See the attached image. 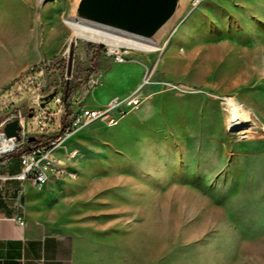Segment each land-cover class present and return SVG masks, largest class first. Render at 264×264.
I'll use <instances>...</instances> for the list:
<instances>
[{
	"label": "rangeland",
	"instance_id": "rangeland-1",
	"mask_svg": "<svg viewBox=\"0 0 264 264\" xmlns=\"http://www.w3.org/2000/svg\"><path fill=\"white\" fill-rule=\"evenodd\" d=\"M77 1L0 0V99L12 93L0 119L26 113L39 134L32 100L65 81L83 95L96 87L82 79L96 44L115 97L148 79L140 104L99 123L74 157L77 264H264V0H178L150 52L74 37L64 20ZM115 43L128 48L123 64L106 54Z\"/></svg>",
	"mask_w": 264,
	"mask_h": 264
},
{
	"label": "crops",
	"instance_id": "crops-1",
	"mask_svg": "<svg viewBox=\"0 0 264 264\" xmlns=\"http://www.w3.org/2000/svg\"><path fill=\"white\" fill-rule=\"evenodd\" d=\"M9 64L12 63L8 60L6 67ZM99 71L100 75L91 79L97 86L84 95L79 87L71 85L74 89L69 101L72 113L82 107L102 108L117 96L118 90L109 88V74L103 68ZM127 86L131 87L124 84L122 88ZM58 121H52V130ZM99 123L95 121L77 129L58 147L57 154L65 159L69 170L78 173L80 166L74 164V156H68V152L76 149L79 154L78 147L83 148L85 136ZM19 169L16 155L0 159V264H77L85 239L74 232V178L37 188L10 178Z\"/></svg>",
	"mask_w": 264,
	"mask_h": 264
},
{
	"label": "built area",
	"instance_id": "built-area-1",
	"mask_svg": "<svg viewBox=\"0 0 264 264\" xmlns=\"http://www.w3.org/2000/svg\"><path fill=\"white\" fill-rule=\"evenodd\" d=\"M119 43L122 42L119 40ZM137 50L143 51L140 45L137 46ZM128 48L115 43L113 46L107 48V56H111L116 63L123 64L126 62V54ZM63 56H68L67 51ZM32 74L29 73L27 80H32ZM148 81L147 78H143ZM145 84V83H144ZM27 86L24 89H20L19 92H25ZM141 86L132 89L126 96L122 98H112L102 108H86L82 107L76 112H71L67 120L61 123L60 119L65 113V107L62 100V93L53 92L51 100L57 104L54 111H46L44 105L41 106L44 94L37 93L32 100L33 104L38 107V113L33 116L32 122L40 132L39 134H29L26 131V113L16 112L10 113V109H6L9 114L6 118L0 119V159H3L10 155H16L20 169L12 175L10 178L16 179L21 182H27L30 185L41 188L47 185L49 182L56 180L73 179L72 171L69 170L67 162L64 158L57 154L58 147L62 142L69 137L77 129L87 126L92 122L99 121L106 126H115L119 121L126 116V114L135 109L141 101L140 94ZM13 90L12 92H14ZM12 93L5 95L3 99H0V106H4V102ZM32 109V108H31ZM33 110V109H32ZM28 114V117H32L33 113ZM60 116L56 127L51 131H47V125L51 124L54 119ZM17 120L19 126V138L6 137L4 133V126L11 120ZM30 137H42L41 141H44L41 145L32 147L27 150H23L26 142ZM77 154L75 149L68 152V156H74ZM22 224V221H19Z\"/></svg>",
	"mask_w": 264,
	"mask_h": 264
},
{
	"label": "water",
	"instance_id": "water-1",
	"mask_svg": "<svg viewBox=\"0 0 264 264\" xmlns=\"http://www.w3.org/2000/svg\"><path fill=\"white\" fill-rule=\"evenodd\" d=\"M177 4L178 0H78L74 9V18L154 40L155 35L173 16ZM70 64L69 57L67 73L70 72ZM52 95L43 97V102ZM43 105L44 103H41V106ZM18 131L19 126L15 119L4 126L6 137L19 138Z\"/></svg>",
	"mask_w": 264,
	"mask_h": 264
},
{
	"label": "bare ground",
	"instance_id": "bare-ground-1",
	"mask_svg": "<svg viewBox=\"0 0 264 264\" xmlns=\"http://www.w3.org/2000/svg\"><path fill=\"white\" fill-rule=\"evenodd\" d=\"M65 23L72 29L74 37H80L85 40L120 39L129 44H134V46L140 45L141 47L139 48H142L144 52L156 50V46L152 43L154 40L148 39L144 36L130 34L112 27L71 17H68V19L65 20ZM137 48L138 47L135 49ZM143 83H146L144 82V79L141 80L137 87L141 86ZM230 116L240 117V114L235 112L230 114ZM72 175L74 176V172H72Z\"/></svg>",
	"mask_w": 264,
	"mask_h": 264
},
{
	"label": "trees",
	"instance_id": "trees-1",
	"mask_svg": "<svg viewBox=\"0 0 264 264\" xmlns=\"http://www.w3.org/2000/svg\"><path fill=\"white\" fill-rule=\"evenodd\" d=\"M103 47L96 44L93 47H87V53L89 55L90 58V67L89 69L85 72V75L82 77L83 80H89L91 77L96 75V71L98 70L99 66H98V56L100 54V52L102 51ZM65 68L63 66V64L61 65L60 69ZM29 76V73H23L21 74L15 81L18 84H22L24 81L27 80ZM73 87L72 86H68L67 82H64V88H63V92H62V100H63V104L65 107V113L64 115L61 117L60 121L61 123H63L64 121L67 120L68 116L71 114V106L69 103V99L72 96L73 93ZM42 137H33L32 140H28L26 142V145L24 146L23 150H27L30 149L32 147L41 145L42 143H44V141H41Z\"/></svg>",
	"mask_w": 264,
	"mask_h": 264
}]
</instances>
